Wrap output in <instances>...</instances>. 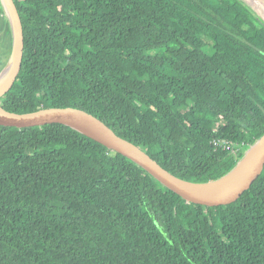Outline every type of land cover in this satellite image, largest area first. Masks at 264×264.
<instances>
[{
    "label": "trees",
    "instance_id": "trees-1",
    "mask_svg": "<svg viewBox=\"0 0 264 264\" xmlns=\"http://www.w3.org/2000/svg\"><path fill=\"white\" fill-rule=\"evenodd\" d=\"M13 1L6 110L82 109L194 182L243 155L214 139L264 134V23L241 0ZM10 51L0 6V71ZM0 264H264V173L234 204L186 205L68 127L0 126Z\"/></svg>",
    "mask_w": 264,
    "mask_h": 264
},
{
    "label": "water",
    "instance_id": "water-1",
    "mask_svg": "<svg viewBox=\"0 0 264 264\" xmlns=\"http://www.w3.org/2000/svg\"><path fill=\"white\" fill-rule=\"evenodd\" d=\"M264 23V0H241ZM255 3L257 8L250 5ZM3 17L11 33V51L3 71L10 66L9 76L0 88V99L13 87L22 66L24 52L23 27L19 12L13 0H0ZM2 84L0 83V86ZM49 125H63L92 141L117 153L148 173L165 189L178 195L186 205L216 208L236 203L264 173V134L247 146L236 166L227 174L209 181L183 180L165 170L140 147L121 138L98 117L74 107L43 108L32 113L18 114L6 110L0 104V126L18 130L42 128ZM164 237H167L163 233Z\"/></svg>",
    "mask_w": 264,
    "mask_h": 264
},
{
    "label": "built area",
    "instance_id": "built-area-1",
    "mask_svg": "<svg viewBox=\"0 0 264 264\" xmlns=\"http://www.w3.org/2000/svg\"><path fill=\"white\" fill-rule=\"evenodd\" d=\"M213 145L217 149L228 150L233 153H237V152L242 153L248 146L244 143H233L225 139H214Z\"/></svg>",
    "mask_w": 264,
    "mask_h": 264
},
{
    "label": "bare ground",
    "instance_id": "bare-ground-1",
    "mask_svg": "<svg viewBox=\"0 0 264 264\" xmlns=\"http://www.w3.org/2000/svg\"><path fill=\"white\" fill-rule=\"evenodd\" d=\"M249 3L254 8H257V6H258L255 3H253V2H249ZM9 73H10V66L6 70H4L2 75L0 76V83L2 84L0 86V88L4 86L6 80H7L8 76H9Z\"/></svg>",
    "mask_w": 264,
    "mask_h": 264
},
{
    "label": "flooded vegetation",
    "instance_id": "flooded-vegetation-1",
    "mask_svg": "<svg viewBox=\"0 0 264 264\" xmlns=\"http://www.w3.org/2000/svg\"><path fill=\"white\" fill-rule=\"evenodd\" d=\"M244 143V142H243ZM245 144V143H244ZM241 152H237V153H233V152H230L231 155L233 156H236V155H239Z\"/></svg>",
    "mask_w": 264,
    "mask_h": 264
}]
</instances>
